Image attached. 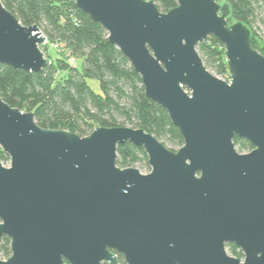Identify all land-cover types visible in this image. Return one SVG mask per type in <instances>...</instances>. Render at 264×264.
<instances>
[{"label":"water","instance_id":"obj_1","mask_svg":"<svg viewBox=\"0 0 264 264\" xmlns=\"http://www.w3.org/2000/svg\"><path fill=\"white\" fill-rule=\"evenodd\" d=\"M142 77L183 137L177 151L129 126L80 136L40 126L0 96V264H264V55L217 0H76ZM225 46L230 81L208 69L200 42ZM39 25L0 0V64L39 72L51 61ZM254 145L238 151L235 138ZM143 147L151 167L117 164ZM10 239L11 254L1 245ZM237 245L243 259L228 253Z\"/></svg>","mask_w":264,"mask_h":264},{"label":"trees","instance_id":"obj_2","mask_svg":"<svg viewBox=\"0 0 264 264\" xmlns=\"http://www.w3.org/2000/svg\"><path fill=\"white\" fill-rule=\"evenodd\" d=\"M154 1L162 12L177 5V0ZM224 1L231 8L229 22L245 23L252 31L253 48L264 55V41L256 31L264 26V0ZM2 2L24 25H39L48 38V46H60L56 58L46 52L51 63L39 72L0 64V96L4 101L33 112L44 128L64 129L83 137L97 127L129 126L145 129L164 145L183 146L184 137L168 111L147 96L142 77L130 60L109 40L106 29L77 6L76 0ZM197 48L208 69L226 80L230 78L225 46L217 37L210 36ZM76 59L81 60L80 65L74 63ZM61 71L67 74L58 77ZM88 79H96L100 91ZM234 141L240 151L253 148L246 139L236 137ZM117 152L118 166L149 168L143 147L127 142L119 145ZM0 162H10L2 149ZM227 248L233 256L244 257L237 245L231 243ZM1 253L3 258L11 254L10 239L6 236ZM119 260L125 264L122 255Z\"/></svg>","mask_w":264,"mask_h":264},{"label":"rangeland","instance_id":"obj_3","mask_svg":"<svg viewBox=\"0 0 264 264\" xmlns=\"http://www.w3.org/2000/svg\"><path fill=\"white\" fill-rule=\"evenodd\" d=\"M219 2L221 3V4H223L225 1L224 0H219ZM257 34L259 35V37H261V39H263V41H264V26H261V27H259L257 30ZM48 42V41H47ZM47 42L45 43V44H43L42 46H41V49H42V51L45 53V55H46V52L48 53H51V55L54 57V58H56L57 57V52L56 51H58L57 49H60V48H58V47H60L59 45L57 46L56 44H50L49 46H48V44H47ZM45 47H47V48H45ZM77 63V65H80V63H81V60L80 59H76V61H74V63ZM211 72H213L214 74H216L214 71H212V70H210ZM67 73L65 72V71H61V72H59V74H58V77H61V76H65ZM218 76V75H217ZM220 77V76H219ZM222 78V77H221ZM222 79H224V78H222ZM224 80H226V79H224ZM226 81H230V78L228 79V80H226ZM88 82H89V84L96 90V91H100V86H99V82L96 80V79H88ZM169 149L170 148H173L174 149V151H177L178 149H179V147H173L172 145H170L169 143H167V145H166ZM237 149H238V151L239 152H241V153H247V152H250L249 150H245V151H240L239 150V148L237 147ZM10 163H5L4 165L5 166H8ZM134 167H136V168H138L142 173H149L150 171H151V167H150V165H149V168H146L144 165H138V166H134ZM228 253L230 254V255H232L231 253H230V251L228 250ZM243 259V258H242ZM119 262H120V260H119Z\"/></svg>","mask_w":264,"mask_h":264},{"label":"flooded vegetation","instance_id":"obj_4","mask_svg":"<svg viewBox=\"0 0 264 264\" xmlns=\"http://www.w3.org/2000/svg\"><path fill=\"white\" fill-rule=\"evenodd\" d=\"M252 145H253V144H252ZM253 149H254V145H253V148L250 149L249 151H251V150H253ZM120 256H121V254L118 255L119 259H120Z\"/></svg>","mask_w":264,"mask_h":264},{"label":"built area","instance_id":"obj_5","mask_svg":"<svg viewBox=\"0 0 264 264\" xmlns=\"http://www.w3.org/2000/svg\"><path fill=\"white\" fill-rule=\"evenodd\" d=\"M70 60L73 62V60H74V59H73V58H71ZM9 163H10V162H9ZM118 264H123V263H122V262H119Z\"/></svg>","mask_w":264,"mask_h":264}]
</instances>
